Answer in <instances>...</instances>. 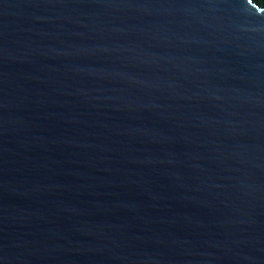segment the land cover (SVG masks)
Instances as JSON below:
<instances>
[{
  "label": "water",
  "instance_id": "obj_1",
  "mask_svg": "<svg viewBox=\"0 0 264 264\" xmlns=\"http://www.w3.org/2000/svg\"><path fill=\"white\" fill-rule=\"evenodd\" d=\"M0 264H264V5L0 0Z\"/></svg>",
  "mask_w": 264,
  "mask_h": 264
},
{
  "label": "trees",
  "instance_id": "obj_2",
  "mask_svg": "<svg viewBox=\"0 0 264 264\" xmlns=\"http://www.w3.org/2000/svg\"><path fill=\"white\" fill-rule=\"evenodd\" d=\"M258 3H260L261 5L264 4V0H256Z\"/></svg>",
  "mask_w": 264,
  "mask_h": 264
},
{
  "label": "rangeland",
  "instance_id": "obj_3",
  "mask_svg": "<svg viewBox=\"0 0 264 264\" xmlns=\"http://www.w3.org/2000/svg\"><path fill=\"white\" fill-rule=\"evenodd\" d=\"M264 5V4H263Z\"/></svg>",
  "mask_w": 264,
  "mask_h": 264
}]
</instances>
